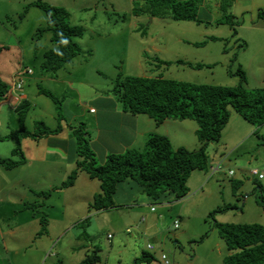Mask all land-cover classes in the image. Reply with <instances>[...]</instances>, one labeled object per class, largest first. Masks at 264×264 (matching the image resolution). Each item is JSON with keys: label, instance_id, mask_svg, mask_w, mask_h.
I'll use <instances>...</instances> for the list:
<instances>
[{"label": "rangeland", "instance_id": "374dc122", "mask_svg": "<svg viewBox=\"0 0 264 264\" xmlns=\"http://www.w3.org/2000/svg\"><path fill=\"white\" fill-rule=\"evenodd\" d=\"M36 1L67 9L71 23L84 29L83 36L76 39L81 54L60 69L57 77L41 70L43 53L53 42L50 31L41 33L39 38V28L47 24L46 12L37 6L31 12L27 10ZM27 2L23 6L20 0H0V45L5 46L0 53V77L9 83L11 91L16 83L14 72L23 75L24 91L30 93L24 125L28 131L36 132L40 121L52 129L59 124L57 105L39 93L41 87L64 98L62 124L71 127L85 123L90 133L89 147L98 163L104 162V156L92 147L96 130L93 122L89 124L94 115L91 109L124 110L113 91L119 77L162 75L197 84L234 86L240 82L241 69L248 79L247 88H264V22L257 14L254 20L249 14V21L230 8L229 14L238 20L234 34L230 24L218 22L225 16L220 6L206 0L199 5L198 22L147 14L136 16L134 0ZM179 59L191 65L178 64ZM198 64L203 67L192 66ZM27 68L33 73L27 74ZM152 122V133L168 136L174 149L200 147L196 119L170 118L157 124L152 118ZM20 128L19 111L8 105L0 112V156L19 159L20 155L14 156L13 151L20 143L26 159L34 161L11 169L0 164V202L9 204L3 212L0 208V264H80L90 255L98 257L92 264H136L144 254L154 260L141 264H162V253L168 256L170 264H223L229 251L217 223L264 224V208L256 201L264 192L260 188L264 187V179L250 173L253 167L264 164V127L250 123L239 113L233 112L220 141L210 143V167L192 172L187 196L154 202L141 192L137 182L130 180V188L127 182L120 185L114 197L115 206L100 211L92 209L90 187L81 183L76 188L60 187L73 166L71 161L49 153L47 139L20 136L2 141V137ZM70 137L77 145V138ZM240 137H247L246 142L235 150L233 143ZM53 144L54 141L50 142ZM138 147L134 144L125 150L144 149L141 144ZM212 167H217L216 173H212ZM230 170L235 174L231 176ZM233 181L242 182L237 197L231 191ZM38 189L48 194L35 193ZM26 193L33 199L26 200L27 207L38 206L34 211L36 218L30 219L31 211H25L18 212V219L14 212L16 204ZM226 204L237 207L213 214ZM41 217L46 218L44 224ZM149 244L155 249H149Z\"/></svg>", "mask_w": 264, "mask_h": 264}, {"label": "trees", "instance_id": "16d2710c", "mask_svg": "<svg viewBox=\"0 0 264 264\" xmlns=\"http://www.w3.org/2000/svg\"><path fill=\"white\" fill-rule=\"evenodd\" d=\"M234 1L218 0L220 9L225 14L218 22L230 24L234 34H237L238 20L236 16L229 14ZM200 3L201 0H134V14L198 22ZM34 5L47 14V24L39 28V34L50 31L53 42V46L44 53L41 70L46 75L57 77L60 69L81 54L82 48L76 39L83 36L84 29L71 23L70 12L63 7L52 6L43 1H37ZM259 15L264 18V10H260ZM4 49L5 46L0 45V53ZM161 63L166 64L165 61ZM177 63L188 64L182 59ZM192 66L196 69L203 67L201 64ZM238 73L241 79L239 84L234 86L197 84L168 79L162 75L119 77L115 81L113 91L125 111L132 114H147L157 124L170 118L196 119L199 124L196 134L201 142L200 147L195 150L185 147L174 149L168 136L151 133L143 150L127 149L121 153H111L104 162L98 163L89 147L90 133L85 123H81L70 127L72 135L78 140L77 168L60 187L73 186L79 171H86L91 178L101 182V190L95 194L92 202V209L98 211L114 207V197L120 185L130 180L137 182L144 194L154 202L163 198L169 200L184 198L190 192L187 183L192 172L207 170L210 167L208 147L210 143L220 141L222 130L230 121L233 112L239 113L244 119L259 127L264 125V88H247L248 79L245 72L239 69ZM10 88L9 83L0 77V102L8 96ZM39 92L56 103L58 126L52 129L40 121L36 132L25 130L30 104L28 99H24L16 106L20 113L21 128L2 139H19L20 136L38 139L63 131L62 121L65 118L61 110L64 98L60 99L51 90L42 87ZM13 155H20V158L0 156V164L11 169L27 162L20 143L14 149ZM241 185V181H233L236 193ZM260 188L264 191L263 186ZM37 194L47 195L48 192L42 190ZM256 201L264 208V192ZM37 207L32 206L34 210ZM236 207L235 204H226L225 207L214 210L213 214ZM43 221H46V218L41 217L42 224ZM217 226L229 251L223 259V264H264V224L217 223ZM96 257L90 255L80 264H92ZM153 260V256L144 254L137 259L136 264L151 263Z\"/></svg>", "mask_w": 264, "mask_h": 264}, {"label": "crops", "instance_id": "0c3cea01", "mask_svg": "<svg viewBox=\"0 0 264 264\" xmlns=\"http://www.w3.org/2000/svg\"><path fill=\"white\" fill-rule=\"evenodd\" d=\"M206 1L215 2V6L217 7L219 6L218 0H206ZM35 3L31 4L30 8L28 7L27 9L28 12H31V9L35 7L34 5ZM20 4L25 6V5H28V2L27 0H20ZM232 8L235 9V13L237 14V16H243L244 18H247L250 21V19L254 20L256 18L255 15L257 14V17L263 19L262 22H264V18L260 17L259 15L260 10H264V0H235ZM249 14H250V19H249ZM44 53H43V58H44ZM17 72H14L13 76H15ZM8 95L9 96H7L5 100L0 102V106H2L0 112H2L3 109L8 107V105L12 108H16V106L19 104L18 97H20L21 100L28 99L30 97V93L24 91V85L21 90L14 89V91L13 90L10 91ZM91 113H94V115L92 116L93 119L91 118L89 119V124L93 122L91 125L96 130L95 140H93V138L91 139V141L93 142L92 147H97L99 150V153L103 152L102 153V157L104 156L103 161H105L106 157L109 155L105 148H107L108 150H111L112 153L124 152L126 147L128 146L132 147L134 146V144H138L139 146L138 148H141L140 147V144H141V146H143L144 148L148 140L149 134L152 133V131L154 130L151 128L152 127L151 125L153 123L152 118L150 116H149L150 118H147L145 114H132L125 110H121V112H118L117 107H115L114 112L112 110H109L108 108H105L104 110L101 109L100 111H94V112L91 111ZM142 124H148V126L150 127L146 129H142L141 128ZM261 127L263 129L264 125ZM89 128H90V125H89ZM14 130H16V127ZM71 132L72 130L69 126L67 127L64 126L63 131L57 134L56 136L49 135V136H43V137L47 139L49 143V147H48L49 153L55 154L56 156H60L61 158H63V160L65 159L67 161H71L70 166L71 167L73 166V167L70 171H73L77 168V162L79 158L77 157V154H76L77 152L76 141L74 142V138L70 137V135L72 136ZM246 138L247 137H242V138L240 137V139L236 143L232 142L234 144L233 146L236 145L234 147L235 150L239 148V145L242 142L243 143L246 142ZM52 141H54V144L50 145V142ZM2 157H6V156L2 155ZM32 160H33L32 158H28L27 162L29 163ZM39 162H41V160H39ZM212 168H211L212 173L214 172L216 173L217 167L216 168L212 167ZM77 183H81L82 185L86 187H90V191H91L90 193L93 196L92 199H94L95 194L100 192L101 190V182L98 179L91 178L89 174H86V172L83 170L79 171L78 178L75 184L71 188H76ZM127 183H129V188L132 187V184L129 181H127ZM207 183H209V181ZM231 189H232L231 191L233 195L236 196V194H241L240 190L236 193V191L234 190L233 184H232ZM41 190L42 189H38L36 190L35 193ZM141 192L144 194L143 191ZM35 193L32 192L31 195L36 196ZM31 195L29 193L24 194V196H22L21 202L18 205L13 202L17 206L14 212L16 214L15 217H18V219L20 218V215L18 214V212L23 213L25 211H31V214H30L31 216H29L30 219H32L31 217L36 218V213H34L35 210L32 207H30L32 209H29L26 205V202H27L26 200L28 199H30V201L33 200L30 198ZM9 203H11V201ZM8 205H9L8 202L4 205H2V203L0 202V208L2 206V212L4 211V207H8ZM152 208H151V211H152ZM152 212H155V211H152ZM12 217L13 215L10 214L9 218L11 219ZM142 219L141 221L145 223V219L143 220ZM1 225H2V222H1ZM17 226H20V225H17ZM13 231H15V229L11 230V232Z\"/></svg>", "mask_w": 264, "mask_h": 264}, {"label": "built area", "instance_id": "2783aa9c", "mask_svg": "<svg viewBox=\"0 0 264 264\" xmlns=\"http://www.w3.org/2000/svg\"><path fill=\"white\" fill-rule=\"evenodd\" d=\"M25 72L27 74H32L33 70L31 68H27V69H25ZM14 81H16V83L13 84L12 90L13 91H14V89L15 90H21L23 88V85H24V82H25L23 75L21 73H16V75L14 76ZM18 101L19 102L21 101L20 97H18ZM91 111L94 112V109H92ZM250 173L252 175L256 176L260 180L264 179V164H263L262 167H253L251 169ZM234 174H235V172L233 170H230V175L232 176ZM152 211H155V208H152ZM175 227L176 228L179 227V221L178 220L175 221ZM127 231L131 232V229H128ZM108 237L111 238L112 235L109 234ZM148 248L151 249V250L155 249V247L153 245H151V244L148 245ZM161 263L162 264H170L168 256L165 253L161 254Z\"/></svg>", "mask_w": 264, "mask_h": 264}]
</instances>
